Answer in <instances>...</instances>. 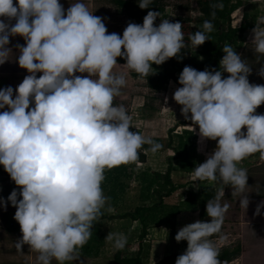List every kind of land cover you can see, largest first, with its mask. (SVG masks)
<instances>
[{"label":"clouds","instance_id":"9594fccd","mask_svg":"<svg viewBox=\"0 0 264 264\" xmlns=\"http://www.w3.org/2000/svg\"><path fill=\"white\" fill-rule=\"evenodd\" d=\"M150 2L138 0V7L149 8ZM223 6L222 0L213 5ZM157 17L159 11L149 10L142 24L128 22L121 36L109 33L85 0H74L66 11L59 0H0V65L12 53L10 37L21 36L25 44L16 45V60L28 73L15 95L12 86L0 88V165L19 187L7 197L22 233L16 248L28 244L38 253L36 264L77 260V249L91 237L107 199L101 188L105 169L136 161L144 144L153 153L164 147L130 131L125 107L113 104L127 83L126 72L114 71L117 57L142 76L153 63L180 58L181 22L166 18L154 25ZM202 28L189 37L196 47L209 40L213 24L205 20ZM252 34L255 51L264 54V16L257 18ZM222 51L219 70L184 66L181 86L173 93L184 118L198 125L200 141H216L213 152L193 169L194 177L220 184L215 198L206 202L210 221L196 220L177 231L175 240L187 241V248L175 264H222L210 237L221 232L229 208L221 203L225 185L240 194V207L246 209L248 174L238 164L257 152L264 160V113H256L264 103V85L249 82L252 66L231 45ZM258 74L264 77V63ZM0 205H5L3 197ZM261 207L264 202L256 214ZM105 240L116 250L127 243L123 233L109 232Z\"/></svg>","mask_w":264,"mask_h":264},{"label":"crops","instance_id":"0c3cea01","mask_svg":"<svg viewBox=\"0 0 264 264\" xmlns=\"http://www.w3.org/2000/svg\"><path fill=\"white\" fill-rule=\"evenodd\" d=\"M15 3V0H13ZM242 7L239 9L243 8ZM237 9L231 15V26L235 29H239L242 25L248 26L242 33H238L235 42L230 43L234 49H241L242 47H251L255 49V45L251 43L253 34L252 29L255 27L257 17L256 15H249L243 13L240 17H233V14L239 10ZM252 17V18H251ZM251 21L248 22V19ZM233 20V21H232ZM14 23V21H13ZM234 24V25H233ZM17 44L24 45L25 40L21 36H11L9 47L12 48V53L8 56V61L0 65V88L6 86H12L14 89L28 74L25 69L19 67L16 56L18 55ZM254 46V47H253ZM203 56L202 54H198ZM247 57V56H246ZM249 59V57H247ZM259 67L261 63H264V54H260ZM201 62V61H200ZM252 71L248 75V80L264 81V77H261L255 72L256 65L253 63ZM41 73H37L39 77ZM228 73H222V78L226 77ZM264 113V103L260 105ZM4 109H0L3 111ZM131 119H137L140 123L133 129L145 136H150L154 141L161 143L164 147L157 152L145 150L146 160L144 163H137L141 168L135 167L136 176L132 174L131 178L120 181L126 186V191L123 196V202L119 206H112L106 199L104 207L101 211L107 215L121 216L126 213L132 212L135 207L143 205H152L154 203V197L144 201L140 198V183L138 179L139 173L143 171H151L158 173H165L169 163H171L170 178L177 189L169 196L163 199L165 207H180V212L175 218V228L167 229L165 226H150L147 230L146 241L144 242L145 249L148 251L147 261L149 264H154L162 260L165 256L174 253H183L187 248V241L175 240L177 231L187 223L194 222L196 220L210 221V217L206 215V202L213 199L217 195L219 182L211 180H200L194 177L193 169L199 163H202L207 158V155L211 154L216 147L215 140L205 139L200 141L198 125L195 128H186L191 126L190 124H180L184 129H171V126L165 123L159 124V127L154 120L142 121L140 116L133 114ZM146 122L147 125H144ZM150 123V124H149ZM150 126V127H149ZM186 126V127H185ZM193 127V125L191 126ZM246 132V130H245ZM147 145V148L150 145ZM133 166L135 163L132 164ZM238 167L245 168L247 170L248 188L245 189L249 199L247 208L240 207L239 193L232 194L231 186L225 185L224 196L221 197V203L227 202L229 208L227 209L224 217V222L221 227V232L213 234L210 239L216 242V246L219 251H227L233 253L235 256L231 261H223V263H230L237 259H242L244 264H264V207H261L260 213L256 214L257 205L264 202V160H261L260 154L253 153L245 157L238 164ZM131 169V167L129 168ZM134 169V167H133ZM198 185L199 187H196ZM103 194L107 197V191L103 190ZM211 195V197H210ZM209 197V198H208ZM206 198L208 200L206 201ZM203 206H200V201H203ZM206 201V202H205ZM183 207V208H181ZM131 225H140L137 221H132L129 218L123 219H111L104 220L102 222L103 242L101 243L97 256L101 257L108 255V250H115V253L122 249L116 250L112 246V242L105 240L109 232L123 233L127 238L128 227ZM141 229V225L139 227ZM21 231V230H20ZM140 233V232H139ZM226 236V239H219L220 235ZM82 246L78 247L77 255L79 259L85 262L91 257H86L81 254ZM139 248V240H138ZM137 248V249H138ZM144 249V251H146ZM114 253V255H115ZM113 255V264H114ZM79 262V260H77ZM81 263V262H80Z\"/></svg>","mask_w":264,"mask_h":264},{"label":"trees","instance_id":"16d2710c","mask_svg":"<svg viewBox=\"0 0 264 264\" xmlns=\"http://www.w3.org/2000/svg\"><path fill=\"white\" fill-rule=\"evenodd\" d=\"M219 0H197V9L199 11L198 22L203 23L205 20L211 21L215 28L214 37L215 40L211 41L208 46V50L200 53L205 56L204 61L200 62L198 56L191 55L188 52L187 47L190 42V29L188 27V18L183 19L178 17L175 21H180L182 24V32L184 39V47L177 54L180 56L172 57L163 62L160 65L153 63V69L144 76L147 87L155 92L159 93L166 90V87L170 81H173L179 87V74L183 70L184 66H191L197 70H219L220 60L224 55L222 48L225 44L235 42L238 33L244 32L248 28L246 25H242L239 29H235L231 26V15L237 9L243 6L244 0H222L223 8H214L213 5L218 3ZM117 6L130 13V22L142 24L143 17L149 10L159 11L160 17L154 21V25L160 23V18L165 16V3L164 0H151L149 8L141 9L138 7V0H117ZM213 13L215 15L213 16ZM173 21V22H175ZM119 64L126 63L123 57H117ZM194 123L184 122V125ZM131 131V130H130ZM134 132V131H133ZM148 149L147 145H142L138 150L139 156L137 162H145L146 155L143 153L144 150ZM135 161L121 163L119 165L107 168L104 171V179L101 183L102 190L107 191L108 203L112 206H119L123 202V196L125 194L126 186L121 183V179H127L132 177V169L129 170L130 166ZM171 163L165 173L143 171L139 174L138 179L141 189L140 198L144 201L154 197V203L152 205L137 206L135 209L121 216H113L101 214L93 221L92 235L89 240L82 246L81 254L86 257L97 256L99 247L103 242V231L102 222L110 219H123L129 218L132 221H137L141 225L140 233L138 236L139 248L137 252L132 256H125L122 252L118 251L114 255V264H149L147 261L148 251H144V242L147 240V230L150 226H165L171 230L175 228V218L180 212V207H165L163 199L169 197L177 187L173 184L171 178ZM19 192V187L15 185L14 181L11 180L8 173L5 172L2 165H0V197L4 198L5 205H0V216L4 223L7 222L10 211L16 210L10 202L7 201V197L13 189ZM211 197V195H210ZM20 197L18 196V199ZM209 198V197H208ZM206 198V201L208 200ZM213 199V196L210 198ZM205 201V202H206ZM203 201H200V206H203ZM183 208V207H181ZM13 230L19 231L20 226L13 225ZM182 253H174L165 256L162 260L154 264H175V259ZM233 253L227 251H219L218 259L223 261H231L234 258Z\"/></svg>","mask_w":264,"mask_h":264},{"label":"rangeland","instance_id":"374dc122","mask_svg":"<svg viewBox=\"0 0 264 264\" xmlns=\"http://www.w3.org/2000/svg\"><path fill=\"white\" fill-rule=\"evenodd\" d=\"M117 0H85V3L89 5L90 11H93V14L100 16L103 19V22L106 25L107 31L109 33L116 32L122 36L124 28L127 26V23L130 22V13L123 10L117 6ZM137 1V0H135ZM63 5L65 11L70 6L71 2L74 0H59ZM165 3V16L161 19H168L170 22L175 21L176 18L181 17L183 19L188 18V27L191 34L195 33L198 30L203 31V23L198 22L199 11L197 9V0H164ZM243 13H248L249 15H256V17L264 16V0H244V7L239 9L236 14H233V17H240ZM252 18V17H251ZM251 18L248 19V22L251 21ZM233 21V20H232ZM234 25V24H233ZM215 28L211 32H207L206 35L209 37V40H206L202 45L194 46L189 42L187 47L189 54L197 55L199 53L208 50V46L211 41L215 40L214 37ZM230 44V43H229ZM254 47V46H253ZM123 51V48H122ZM235 51L241 55L242 59H246L249 65L255 63L256 68L255 72L258 73L259 57L261 53H257L255 49L251 47H242L241 49H235ZM249 59H247V57ZM199 61H204L203 56H199ZM153 68V67H152ZM152 70V69H151ZM117 72H126L127 83L121 88V94L117 97H114V105H123L126 109V112L129 116L135 114L137 117L140 116L142 121L154 120L157 123L154 127H159V124L162 125L165 123L168 126H171V129H184L180 124L184 122L193 123L190 119H185L184 115L181 113V105H179L173 99L174 91L179 87L173 81H170L166 87L165 91L155 93L151 91L147 85L144 76L139 73H136L134 70L127 69L126 66L117 65L114 69ZM75 75H87V73H74ZM250 82V81H249ZM251 84L264 85V81L252 80ZM262 107L259 105L256 108V113H263ZM190 117V113L188 114ZM140 123V127H143L140 121L137 119H131L130 121V130L137 132L133 129V126H137ZM149 123V124H150ZM144 125H147L146 122ZM192 126V125H191ZM185 126L186 128H196L197 125ZM150 127V126H149ZM246 128H242L241 131L245 132ZM246 133V132H245ZM145 154V150L143 151ZM135 165L130 166L132 173L136 176V169L141 168V163L144 162H134ZM140 163V164H137ZM134 167V169H133ZM131 169H129L131 171ZM141 173V172H140ZM139 173V174H140ZM137 180V177H136ZM126 190V189H125ZM15 210L10 211L7 222L4 223L0 216V264H36L37 252L32 250L28 244H23L21 250L16 248V242L21 238V231L13 230V225H19V223L13 218ZM113 216H115L113 214ZM120 219V218H119ZM111 220V219H110ZM140 225H131L128 227L127 243L125 247L121 250L122 254L125 256H132L137 252L138 248V236L140 232ZM216 243V242H214ZM147 245V244H144ZM146 250V249H145ZM78 252V251H77ZM115 250H108L107 254L101 257H96L87 260L86 262L82 259L73 260V261H64L63 264H113V255ZM81 262V263H80ZM51 264H60L54 258L51 261ZM223 264H244L242 259L234 260L230 263Z\"/></svg>","mask_w":264,"mask_h":264}]
</instances>
